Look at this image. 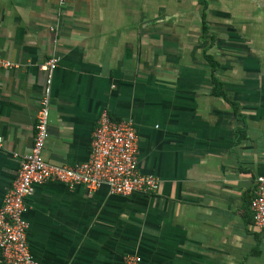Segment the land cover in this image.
<instances>
[{
	"label": "crops",
	"instance_id": "crops-1",
	"mask_svg": "<svg viewBox=\"0 0 264 264\" xmlns=\"http://www.w3.org/2000/svg\"><path fill=\"white\" fill-rule=\"evenodd\" d=\"M51 57L45 160L87 161L107 110L133 120L140 170L161 185L126 197L36 186L26 219L39 264H264L250 210L264 175V0H0V58L19 65L0 69V207L32 148Z\"/></svg>",
	"mask_w": 264,
	"mask_h": 264
},
{
	"label": "built area",
	"instance_id": "built-area-1",
	"mask_svg": "<svg viewBox=\"0 0 264 264\" xmlns=\"http://www.w3.org/2000/svg\"><path fill=\"white\" fill-rule=\"evenodd\" d=\"M60 2L63 4L65 0ZM58 66L56 57L49 58L41 66L46 74V85L35 124L34 142L30 152L23 157L17 178L0 207V264H39L29 248L30 224L26 219L27 202L38 185L58 182L69 187L81 185L89 190L107 186L113 194L124 197L135 193L154 196L160 190L159 178L140 170L139 135L133 120L116 121L107 110H103L98 118L87 161L58 166L45 160L44 150L50 134L52 85ZM18 67L14 62L0 58V69ZM250 210L254 226L264 230V175L257 179ZM141 263L142 258L137 254L128 255L124 262Z\"/></svg>",
	"mask_w": 264,
	"mask_h": 264
},
{
	"label": "trees",
	"instance_id": "trees-1",
	"mask_svg": "<svg viewBox=\"0 0 264 264\" xmlns=\"http://www.w3.org/2000/svg\"><path fill=\"white\" fill-rule=\"evenodd\" d=\"M205 3H206V0H203V4H205ZM203 30H204L205 37L207 36V38L210 41V47H212L213 43L215 41V37L211 34H208L209 33V27H208L207 22H206V15H204V14H203ZM205 58L211 67V79H212L214 86H215L214 94L217 96H223L226 98V93L223 89L224 85H223L222 81H220L218 79V77L216 76V70L219 67V63L210 54L205 53Z\"/></svg>",
	"mask_w": 264,
	"mask_h": 264
}]
</instances>
